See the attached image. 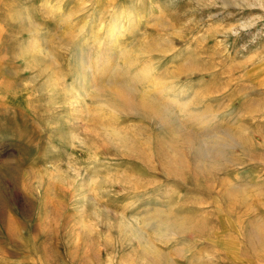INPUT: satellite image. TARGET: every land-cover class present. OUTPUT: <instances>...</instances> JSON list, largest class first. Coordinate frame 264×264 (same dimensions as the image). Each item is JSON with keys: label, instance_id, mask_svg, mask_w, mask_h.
<instances>
[{"label": "rangeland", "instance_id": "1", "mask_svg": "<svg viewBox=\"0 0 264 264\" xmlns=\"http://www.w3.org/2000/svg\"><path fill=\"white\" fill-rule=\"evenodd\" d=\"M263 228L264 0H0V264H264Z\"/></svg>", "mask_w": 264, "mask_h": 264}, {"label": "bare ground", "instance_id": "2", "mask_svg": "<svg viewBox=\"0 0 264 264\" xmlns=\"http://www.w3.org/2000/svg\"><path fill=\"white\" fill-rule=\"evenodd\" d=\"M27 13V12H26ZM132 13V12H131ZM111 24V23H110ZM121 24V23H120ZM110 26V25H109ZM114 26V31H116L117 30V32H118V30L120 29V27L121 26H119L118 25V23H116V24H114L113 25ZM123 26V25H122ZM108 28H110V27H108ZM125 29H126V27H125ZM122 30V29H121ZM112 31V30H111ZM113 31V32H114ZM112 32V33H113ZM120 32V31H119ZM122 32V31H121ZM124 32V31H123ZM111 35H113V34H111ZM121 35H123V34H121ZM112 37V36H111ZM111 40H113L112 38H111ZM116 40V39H115ZM115 43H117V42H115ZM113 49V48H112ZM111 49V50H112ZM124 52V51H123ZM127 52V51H126ZM105 55V54H104ZM130 55V54H129ZM117 56V55H116ZM127 56H128V53H127ZM131 56V55H130ZM111 57V56H110ZM124 57H126V55L124 56ZM106 58V57H105ZM113 58V57H112ZM120 58V57H119ZM132 58V57H131ZM123 59V58H122ZM109 60H111V59H109ZM113 60V59H112ZM125 60V59H124ZM123 60V61H124ZM127 60V59H126ZM125 60V61H126ZM105 61V60H104ZM107 61V60H106ZM124 61V62H125ZM128 61H129V59H128ZM111 62V61H110ZM97 63V62H96ZM102 63H104L103 61H102ZM109 63V62H108ZM101 65V64H100ZM111 65V64H110ZM114 64H113V62H112V66H113ZM117 65V64H116ZM119 66L118 67H120V64H118ZM148 65V64H147ZM105 66H108L107 64L105 65ZM111 66V67H112ZM150 66V65H149ZM108 67H110V66H108ZM123 67V66H122ZM121 67V68H122ZM120 68V69H121ZM109 70H110V68H108ZM116 69V68H115ZM119 69V68H118ZM123 69V68H122ZM99 70L101 71V69L99 68ZM144 70H146L147 72H148V69H143V71ZM102 71H103V69H102ZM108 71V70H107ZM150 71V70H149ZM109 72V71H108ZM107 72V73H108ZM123 72V71H122ZM138 72V71H137ZM151 72V71H150ZM106 73V72H105ZM144 72H142V74H143ZM146 73V72H145ZM130 74V73H129ZM141 74V75H142ZM150 74V73H149ZM145 75H147V74H145ZM109 76H111V75H109ZM122 76V75H121ZM130 76V75H129ZM153 76V75H152ZM142 77H143V75H142ZM149 78V77H148ZM163 78H165V77H163ZM162 78V80H164ZM158 79H160V78H158ZM144 80H145V78H144ZM140 81V80H139ZM160 81H161V79H160ZM164 82V81H163ZM162 82V83H163ZM162 83H161V85L159 86L158 85V88H157V92L156 93H147L146 95H144V96H140L139 95V91H138V84H137V81H136V79H126V80H121V79H110V80H108L107 82H102V81H99L97 84H96V87H94L95 88V90H96V94H98V95H100L99 97H101L103 94H105L107 91H111L112 93H114L115 94V96H116V101L112 104V107L114 108V109H122L123 110V108H128V109H132V110H138L139 111V109L140 110H145V111H147V112H149V113H152V114H154V115H156V116H158V117H161V118H163V119H169V116H168V110H167V108H165V102H162L163 101V99H162V96H161V94H162V90L163 91H165V89H163V88H166V87H163L162 88ZM165 83V82H164ZM170 83V82H169ZM159 84V83H158ZM168 84V83H167ZM167 84L165 85V86H167ZM84 85V84H83ZM95 85V84H94ZM153 86H155V85H153ZM169 87V86H168ZM150 88V87H149ZM155 88V89H156ZM172 88V87H171ZM84 90H85V88H84ZM146 90H148V89H146ZM171 90V89H170ZM88 91V90H87ZM144 91V90H143ZM150 91V90H149ZM148 91V92H149ZM167 92H169V91H167ZM95 94V95H96ZM143 94V93H142ZM145 94V93H144ZM164 96V95H163ZM168 97H170V96H168ZM104 98V97H103ZM164 98H167V97H164ZM173 97H171V99H172ZM161 99H162V101H161ZM168 99V98H167ZM175 99V98H174ZM173 99V100H174ZM177 99V98H176ZM179 99H177L176 101H177V104L178 103H180V102H182L181 100L180 101H178ZM168 101V100H167ZM175 102V101H174ZM102 104V103H101ZM105 104V103H104ZM176 104V103H175ZM169 105H171V103L169 104ZM104 106V105H103ZM102 106V107H103ZM185 106V105H184ZM183 106V107H184ZM107 107V106H106ZM112 108V109H113ZM177 108V107H176ZM186 109H183V111H186L187 112V105H186V107H185ZM189 108V107H188ZM107 109H109V107H107ZM124 109V110H125ZM175 110V109H174ZM182 110V109H181ZM121 111V110H120ZM126 111V110H125ZM113 112V111H112ZM117 112H119V111H117ZM194 112V111H193ZM196 112V111H195ZM194 112V113H195ZM206 112V111H205ZM213 112V111H212ZM114 113V112H113ZM190 113V112H189ZM199 113V112H198ZM208 114V113H207ZM215 115H217V114H215ZM201 116H202V113H201ZM208 116L209 115H207V118H208ZM212 116H213V114H212ZM160 118V119H161ZM178 118V117H177ZM182 118H184V117H182ZM187 118H189V117H187ZM210 118V117H209ZM178 119H181L180 117L178 118ZM192 119L193 120H195V121H197L198 122V120L200 121L201 120V118L199 117V115L198 114H195V115H192ZM192 119H190L191 121H192ZM210 119H212V118H210ZM182 120H185V118L184 119H182ZM186 121V120H185ZM204 121H205V119H204ZM211 122H212V120H210ZM210 121H207V122H210ZM168 121H166V123H167ZM186 122H188V120L186 121ZM203 121H201V123H202ZM183 123V122H182ZM200 123V124H201ZM206 123V122H205ZM163 124V123H162ZM165 124V123H164ZM168 124H170V123H168ZM181 124V123H180ZM184 124V123H183ZM186 124V123H185ZM191 124H192V122H191ZM203 124V123H202ZM111 125V124H110ZM198 125V124H197ZM203 126H206V125H204L203 124ZM173 128V127H172ZM176 129V128H175ZM178 129V128H177ZM107 131V130H106ZM109 132V131H108ZM181 134H183V136L187 139V140H189V141H191L192 140V137L193 136H191V135H185V133H187V131L185 132L184 130H180L179 131ZM123 133V132H122ZM189 134V133H188ZM215 134V133H214ZM110 135V134H109ZM232 135V134H231ZM230 135V136H231ZM111 136V135H110ZM225 137V136H224ZM234 138V137H233ZM228 139V138H227ZM125 140V139H124ZM127 140V139H126ZM150 141V140H149ZM225 141H226V139H225ZM232 141H233V139H232ZM209 142V141H208ZM219 142V141H218ZM184 143V142H183ZM189 143V142H188ZM226 143V142H225ZM228 143H229V141H228ZM227 143V144H228ZM138 144V143H137ZM211 144V143H210ZM213 144V143H212ZM226 144V145H227ZM232 144V143H231ZM175 145V144H174ZM225 145V144H224ZM225 145V146H226ZM194 146V145H193ZM213 146H215V145H213ZM147 147V146H146ZM216 149H215V154H212L210 157H211V159H213V160H217L218 158H221L222 157V152H221V150L218 148L219 146H218V143H216ZM221 147V146H220ZM177 148V147H176ZM199 148V147H198ZM181 151H182V149H181ZM196 151V150H195ZM198 152V151H197ZM225 153V152H224ZM225 156V155H224ZM210 159V160H211ZM182 163V162H181ZM172 164H174V163H172ZM209 164V163H208ZM176 215V214H175ZM174 214H172L171 213V211L170 212H165V211H161V212H159V213H157V214H153V215H151L149 218H148V220H149V222L150 223H155V224H157L158 225V232L160 233V234H166V233H169V232H173V231H175V230H177V229H179V228H181V227H184L185 225H187L188 224V222L190 221L187 217H181V218H178L177 216H175ZM146 223V222H145ZM146 226V225H145ZM151 226V225H150ZM260 227H261V225H260ZM183 229V228H182ZM264 229V228H263ZM259 230H261V232H259ZM258 230V234H261L263 231H262V229H259ZM170 234V233H169ZM168 238V237H167Z\"/></svg>", "mask_w": 264, "mask_h": 264}]
</instances>
